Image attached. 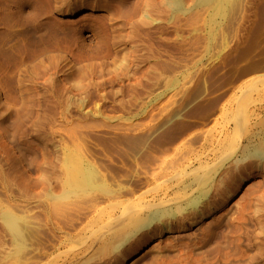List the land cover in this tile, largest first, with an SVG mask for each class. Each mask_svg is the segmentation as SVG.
I'll list each match as a JSON object with an SVG mask.
<instances>
[{
	"label": "rangeland",
	"instance_id": "obj_1",
	"mask_svg": "<svg viewBox=\"0 0 264 264\" xmlns=\"http://www.w3.org/2000/svg\"><path fill=\"white\" fill-rule=\"evenodd\" d=\"M211 3L0 0V264H264V0Z\"/></svg>",
	"mask_w": 264,
	"mask_h": 264
},
{
	"label": "bare ground",
	"instance_id": "obj_2",
	"mask_svg": "<svg viewBox=\"0 0 264 264\" xmlns=\"http://www.w3.org/2000/svg\"><path fill=\"white\" fill-rule=\"evenodd\" d=\"M205 2H207V3H211V2H213V4L215 3L216 4V8L215 9H217L216 11H218V13L220 12H222V10L225 8V4H226V1L227 0H204ZM212 4V3H211ZM224 11V10H223ZM218 13H215V15L216 14H218ZM222 14V13H221ZM220 14V15H221ZM8 223L12 226V229H15L16 230V228L18 227L17 225H15L14 224V221H13V219H11V218H9L8 219ZM10 226V227H11ZM18 229V228H17ZM14 230V231H15Z\"/></svg>",
	"mask_w": 264,
	"mask_h": 264
}]
</instances>
